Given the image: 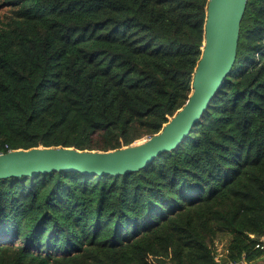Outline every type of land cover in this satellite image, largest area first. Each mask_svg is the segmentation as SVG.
Returning <instances> with one entry per match:
<instances>
[{
    "label": "trees",
    "instance_id": "obj_1",
    "mask_svg": "<svg viewBox=\"0 0 264 264\" xmlns=\"http://www.w3.org/2000/svg\"><path fill=\"white\" fill-rule=\"evenodd\" d=\"M208 2L0 0V151L158 134L191 95ZM262 239L264 0L178 148L122 176L0 180V264H261Z\"/></svg>",
    "mask_w": 264,
    "mask_h": 264
},
{
    "label": "water",
    "instance_id": "obj_2",
    "mask_svg": "<svg viewBox=\"0 0 264 264\" xmlns=\"http://www.w3.org/2000/svg\"><path fill=\"white\" fill-rule=\"evenodd\" d=\"M248 1L209 0L202 56L191 95L158 134L107 152L64 147L10 151L0 155V180L55 172L122 176L140 172L159 156L178 148L201 121L234 68Z\"/></svg>",
    "mask_w": 264,
    "mask_h": 264
},
{
    "label": "built area",
    "instance_id": "obj_3",
    "mask_svg": "<svg viewBox=\"0 0 264 264\" xmlns=\"http://www.w3.org/2000/svg\"><path fill=\"white\" fill-rule=\"evenodd\" d=\"M2 154H3V152L0 151V155H2ZM251 237L253 238V236H251ZM262 242H264V239H262ZM257 248H259V249H261V250H264V243H263V244H259V245H257ZM241 264H253V263H246V262H243V263H241ZM261 264H264V262L261 263Z\"/></svg>",
    "mask_w": 264,
    "mask_h": 264
}]
</instances>
